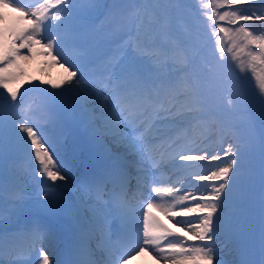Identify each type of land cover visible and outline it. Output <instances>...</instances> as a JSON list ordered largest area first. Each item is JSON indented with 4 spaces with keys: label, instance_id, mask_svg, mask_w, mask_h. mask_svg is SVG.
Masks as SVG:
<instances>
[{
    "label": "snow or ice",
    "instance_id": "obj_1",
    "mask_svg": "<svg viewBox=\"0 0 264 264\" xmlns=\"http://www.w3.org/2000/svg\"><path fill=\"white\" fill-rule=\"evenodd\" d=\"M197 3L199 16L215 38L217 63L202 56L197 35L186 17L180 15L182 0H127L120 7L121 23L129 38L118 49L122 54L109 58L98 73L96 84L101 91L89 96L85 91L89 66L81 39L91 14L104 7L103 0H37L27 8L16 0H0V10L12 9L19 14L16 20L24 24L22 28L0 30L5 40L10 32L11 40L19 41V48L34 54L35 46L41 45L44 38L41 34L45 26L56 29L41 47L53 61L61 62V67L67 65L66 76L51 84L53 89L63 91L39 90L60 100L72 99L85 112L92 111L90 102L97 103L104 127L100 129L95 118L88 119L93 140L103 145L110 135L136 168L135 192L126 166L85 182V191L96 192L97 207L91 216L76 221L69 264H101L91 259L95 254L91 241L97 232L110 230L113 223L119 225L123 250L115 260L109 258L103 264H128L132 257L144 252L157 259H170L171 264H254L243 258L237 241L238 230L250 209L256 179L250 161L257 151L259 182L264 191V31L257 32L244 22H264V0ZM7 20L0 11V22ZM0 49V88L10 96L9 100L0 93V170L5 164L6 145L11 144L27 149L38 162L43 183L34 201V207L43 215L33 220L26 233L6 229L0 210V264L22 238L36 251L37 264H53L43 248L51 235L45 217L57 214L50 190L67 187L69 176L65 164L58 163L54 144L32 122L40 105L23 99L17 102L19 89L10 86L16 78L9 69L27 57H21L15 43L9 48L5 42ZM225 51L231 54L239 73L254 81V93H249L240 75L226 71L220 63L225 60ZM6 109L14 111L15 118L6 120ZM170 125L186 128L175 137L164 138L158 149L151 137ZM211 139L218 142L220 151L201 147ZM168 168L178 170L175 181L164 177ZM186 178L208 183L193 185L192 191L183 184ZM146 188L149 195L145 198ZM26 203L23 189L13 192L9 218L23 211ZM154 208L170 219L195 218L175 220L183 231L173 232L152 214ZM221 243L224 249L218 247ZM114 247L109 243L101 250L111 257ZM97 248L101 246L98 244ZM261 253L264 255V233ZM226 255L233 259H225Z\"/></svg>",
    "mask_w": 264,
    "mask_h": 264
},
{
    "label": "rangeland",
    "instance_id": "obj_2",
    "mask_svg": "<svg viewBox=\"0 0 264 264\" xmlns=\"http://www.w3.org/2000/svg\"><path fill=\"white\" fill-rule=\"evenodd\" d=\"M114 1L115 2L111 5L112 7L111 12H115V8L113 7H120V5L127 2V0H114ZM193 1L197 3V0H193ZM36 2L37 0H35L30 5H27L25 7L27 8L33 6L36 4ZM103 5H104L103 8L93 12L94 15L91 14L90 19L88 21H91L93 23L90 24V27H86V29L84 30L82 35V40H85L88 36H90L92 39L95 40L100 39V42L104 47L102 52L105 56H108L107 58L109 59L114 55L122 54V53H118V49L120 45L123 44V42L127 40L129 37L121 23L122 10L118 17L113 16L115 22H113L110 26L111 27L113 26L114 30H112L111 33L107 32V29L105 28L107 23L105 10H106V6L109 5V0H103ZM0 11H3L8 17L7 23L0 22V30H3L5 28L11 30L14 28L24 27V24L22 22L16 20V17L19 16L18 13L14 12L10 8L2 9ZM180 15L186 16L185 14H180ZM244 23L252 25L253 26L252 28H254L257 32L264 31V22L250 21ZM194 26L201 33L206 43L204 46V48L206 49V53L205 56L203 55V57L208 61L213 62V64L217 63L219 53L215 50V38L210 35L201 17L198 16L197 23L194 24ZM45 30L48 31V33L44 32L45 34H47L46 37H49L53 32L56 31L55 27L49 28L48 26L46 27ZM106 33H108V39ZM5 42H7L9 48H11L12 43H15L17 49L20 52L21 57H27V59L24 58L19 59L17 61L16 67L9 69V74L16 78L15 81L12 83L13 87L15 86V83H17L18 86L25 84L23 87H26V85L31 84L32 80L34 79L38 81V85L42 86L43 89H48L49 92L63 91V88L53 89L51 87V84L60 82L66 76L65 67H67V65L61 67L60 66L61 62L53 61L47 55V51L43 47H41V45L47 43V40L41 42V45L35 46L34 54L29 52L27 48H19V41H12L10 32L9 35L7 36V40H5L3 36H0V44H3ZM209 43L210 46H208ZM224 55H225V61L227 60V63H229V65H231L232 68H235V63L231 61V54L225 51ZM87 58H88L87 60L88 62L90 57L87 56ZM240 74L241 73L239 72L237 73V75ZM244 75H246L247 77L243 78L242 75L240 76L243 78L249 93L250 94L254 93L255 92L254 81L251 79L249 75L247 74ZM41 81L47 83H41ZM88 82L89 83L85 84V91L89 94V96L97 95L95 90L89 89L90 81ZM1 89L3 88H0V91H2ZM20 90H26V89H20ZM43 93H45L44 96L47 99V101L44 102L43 101L41 102L40 99L36 101L37 97H33V96L27 97V102L28 100L30 101V99L34 98L35 104L40 105V110L31 117L32 122L38 127H40L44 133L45 131L51 133L53 131L56 132L55 134L61 148L67 149L71 153H73L72 150L76 146L79 147L81 150H85L84 153L83 151L79 150L77 154L81 153L82 159L89 160V157L92 154L89 153L87 149L89 146H94L97 143L87 134V130L89 129L88 119L90 117H93L95 118L97 123L103 124L102 112L100 106L95 102H90L88 107L92 111L85 112L83 109L80 108L79 104L72 99L65 98L63 100H60L58 98L49 96L48 93L46 92ZM179 127L180 126L172 125L169 127V129L168 128L167 129L169 131ZM106 138L108 139V141L112 139L110 135L106 136ZM67 139L70 140V143ZM110 142H112L113 146H115L116 148H120V145L116 144L112 140ZM13 147L14 146H12L11 144H7L5 150L6 153L11 151ZM201 147L207 148V150L210 152L213 150L220 151L218 142L215 139L208 140L207 142L202 144ZM120 151L123 152V148H120ZM21 155H22L21 159L12 166L10 177L16 178V182H15V185L17 186L16 190L23 189V191L26 194V197L32 198L37 194L39 187H37V191L30 190L31 183L36 182L37 185L41 183V181L38 180L39 178L38 162H35L34 159L30 157L27 149L21 148ZM256 155H257V165L255 166L254 160L256 159ZM108 156L109 155L102 157L106 159ZM55 158L56 156H54V159ZM58 162H60V159H58ZM259 163H260L259 153L257 151L250 161L251 167L254 169L256 178H259ZM26 171L30 173L31 180H29L27 177L22 175ZM23 182H25V184ZM197 182L202 183L201 181L198 180ZM19 184L22 185V188L18 186ZM260 190L261 187H260L259 179H255V185L251 198L250 209L249 212L246 214L241 227L239 228L240 229L239 239H241V236L244 234L246 236L245 237L246 240L252 239L254 241L256 238L252 237L251 233H249L248 231L250 229L251 231L255 229L256 232L259 234L260 232L263 233L264 231V226L260 224V221L258 220L256 221L255 219L251 220L252 218L251 216L253 215H255V217L257 216L256 214H253L252 211H255L258 214L262 201H264V191L261 190V192L263 193V198L260 199V195H259ZM255 191H258V193ZM194 217L195 216L193 215L190 218L194 219ZM246 228L247 231H244L246 230ZM218 247L224 249L225 245L224 243H221L218 245ZM240 249L243 258L246 260L253 261L254 264H260V262L264 260V256L260 257V251L258 252L256 251L255 244H252L251 246L247 247V249H243V248ZM225 259L231 260L233 259V256L226 255Z\"/></svg>",
    "mask_w": 264,
    "mask_h": 264
},
{
    "label": "bare ground",
    "instance_id": "obj_3",
    "mask_svg": "<svg viewBox=\"0 0 264 264\" xmlns=\"http://www.w3.org/2000/svg\"><path fill=\"white\" fill-rule=\"evenodd\" d=\"M97 125L100 129H103V127H104L103 124L97 123ZM88 132L91 133L90 131H88ZM103 150L104 149L102 147H95L94 149H92L93 152H98V151L102 152ZM121 159H123V157L118 153L117 159H115V160H112V158H108L107 160L99 158L96 163L104 164L105 168L109 171L110 169H118V168L124 167L125 162L121 161ZM73 161H75V160L73 159ZM116 161H118V162H116ZM187 163H195V162L187 161ZM197 170H199V169H195L194 171H197ZM129 173H130V176H129V179H130L134 175H132L131 174L132 172H130V171H129ZM183 175H184V177H187V173H185ZM70 180H71V177L69 176L68 184H69ZM47 182L51 183V181H47ZM58 183H60V182H58ZM190 183H191L190 188L194 189L193 185H201L202 183L206 184L208 182L204 181L202 183H199V182H194V180H192V182H190ZM111 187H112V185H111ZM187 188L189 190H191L189 187H187ZM62 191H64V193L60 194ZM50 194L52 196V203L55 206V210H56L57 214L55 216H47L45 218L48 219L49 224H51L54 227L61 225V227H63V230L70 229V230H72L71 232H73L76 221L80 218H83L82 217L83 215L79 214L80 213V210L78 209L79 207H84V208L91 207V208H93L92 206L83 202L80 199L75 200V196L73 195V192L71 191L70 185H67V187L56 188L54 193L50 192ZM68 195L70 196V200H68ZM34 201H35V199L27 200L25 209L21 212L16 213L10 219L11 220L20 219L19 220V226H25L26 225L25 220H27V221L32 220L34 216L43 215L39 209L34 210L32 208L34 206ZM9 208H10V203L0 201V210L3 211L4 216L9 217V215H8L9 214ZM176 219L180 220L181 217H177ZM185 219L186 218H184V220ZM165 225H167V224H165ZM167 227L170 228L174 232V226L167 225ZM49 230L52 231V228H49ZM190 242L194 243V241H191V240H190ZM197 243H199V241H197ZM156 260H158V262L151 260V259H150V261H147L144 259H139L140 262L138 264H144V263L145 264H167L166 263L167 261H165L163 259H157L156 258ZM168 261L171 263L170 259Z\"/></svg>",
    "mask_w": 264,
    "mask_h": 264
},
{
    "label": "trees",
    "instance_id": "obj_4",
    "mask_svg": "<svg viewBox=\"0 0 264 264\" xmlns=\"http://www.w3.org/2000/svg\"><path fill=\"white\" fill-rule=\"evenodd\" d=\"M189 2H191V5H197V3L195 1H193V0H190Z\"/></svg>",
    "mask_w": 264,
    "mask_h": 264
}]
</instances>
